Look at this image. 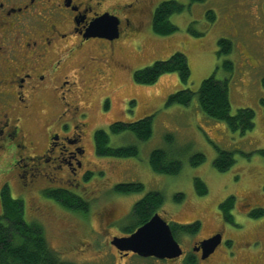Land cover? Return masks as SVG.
<instances>
[{"label": "rangeland", "instance_id": "374dc122", "mask_svg": "<svg viewBox=\"0 0 264 264\" xmlns=\"http://www.w3.org/2000/svg\"><path fill=\"white\" fill-rule=\"evenodd\" d=\"M177 1L185 5L183 11L170 18L177 30L166 36L157 35L150 18L148 29L137 38L139 41L129 42L120 57L129 70L117 72L110 84L103 83L94 92L92 125L110 131L115 121L130 123L152 116L153 134L141 141L130 130L118 134L109 132L111 146L134 144L139 154L128 157L91 155L89 168L103 169L104 176L92 180L87 190L99 195L103 189L107 199L99 205H108L123 215L129 214L134 204L148 192H162L164 203L157 212L169 223L201 222L195 234H179L178 241L184 249L218 231L224 233V240L213 258L203 264H248L250 251L244 248L246 242L251 238L264 241V215L254 217L249 213L256 208L264 209V155L260 152L264 149V0ZM209 11L215 13L214 21L208 16ZM223 37L233 42V51L219 56V40ZM176 52L187 56L191 69L188 83H184L177 72L163 74L153 84L135 80L136 70L157 60L169 59ZM228 59L234 62L232 73L223 67L224 60ZM214 74L218 79H229L231 114H236L239 108L255 111L253 130L245 134L232 131L225 121L205 115L197 94L189 105L168 104L171 94L186 88L197 92L202 81ZM105 93H111L112 105L101 111L100 97ZM217 146L234 151L236 161L228 170L221 171L214 165L219 154ZM155 149H163L179 158L183 163L180 172L154 171L149 160ZM199 152L206 159L193 165L191 158ZM94 175L97 178L99 173ZM197 177L207 185V193H198ZM3 180L0 176V184ZM135 181L143 183L145 190L129 194L111 189L119 183ZM14 191L19 194L17 189ZM179 193L185 196L181 201L175 199ZM230 196L236 197L234 222L225 220L220 210V204ZM47 200L56 203L50 198L39 199L42 212L27 200V216L38 219L44 226L50 245L59 255L75 264H110L103 258L104 252L111 248L108 236L96 233L100 227L98 201L87 214H82L64 210ZM247 203H253L248 213L244 210ZM49 207L59 215V221L48 219ZM132 221L133 216L129 214L121 231ZM118 232L114 229L112 234ZM262 245L256 240L250 247L257 251Z\"/></svg>", "mask_w": 264, "mask_h": 264}, {"label": "flooded vegetation", "instance_id": "af4514ba", "mask_svg": "<svg viewBox=\"0 0 264 264\" xmlns=\"http://www.w3.org/2000/svg\"><path fill=\"white\" fill-rule=\"evenodd\" d=\"M164 1L170 0H0V176L4 178L0 218L4 215V194L9 192L23 201L25 221L40 224L47 238L38 219L28 218L27 200L42 212V198L75 211L48 196L51 190L86 201L88 211L96 201L99 205L107 199L103 189L99 195L87 190L92 180L104 176L103 169L89 168L90 156L100 155L95 143L100 129L91 123L93 95L98 86L110 84L117 72L129 70L120 58L126 45L139 41ZM105 14L116 18L115 31L89 36L91 24ZM111 101V93L100 97V110L106 111ZM120 184L124 183L112 191L117 192L115 187ZM99 206L96 233L108 236L111 248L103 258L110 264H203L213 258L221 244L216 253L203 258L202 250L197 249L200 242L216 234H222L224 240V233L217 231L194 241L188 249L181 244L184 252L178 258L144 257L112 243L115 237L132 233L126 227L121 231L132 211L123 215L108 205ZM250 206L253 203L244 206L245 212ZM48 209V219L59 221V215ZM114 229L119 232L112 234ZM256 240L263 244L257 251L250 247ZM244 248L250 251L248 264H264V241L251 238Z\"/></svg>", "mask_w": 264, "mask_h": 264}, {"label": "trees", "instance_id": "16d2710c", "mask_svg": "<svg viewBox=\"0 0 264 264\" xmlns=\"http://www.w3.org/2000/svg\"><path fill=\"white\" fill-rule=\"evenodd\" d=\"M192 2L205 0H190ZM185 5L176 0L164 1L156 9L152 28L155 34L166 36L177 30V26L170 20L174 13L183 11ZM208 16L212 21L216 16L213 11H209ZM220 49L218 55L229 54L233 51V42L229 38L219 40ZM223 67L226 71H234V62L230 59L224 60ZM177 72L184 83H188L191 76V69L187 56L182 52L174 53L169 59L157 60L152 65L138 69L134 73V78L139 83L153 84L166 73ZM197 94L199 105L205 115L223 120L232 131L247 133L256 126L255 111L251 108H239L236 114H231V102L229 94V79H218L215 74L205 78L197 92L190 88L181 89L169 96L168 104L180 103L189 105L193 96ZM132 131L135 136L146 141L153 134L152 116L140 118L134 122L115 121L110 126V131L100 129L96 133V147L100 155L128 157L137 156L139 148L137 145L111 146L110 134ZM219 154L214 161V165L221 171L228 170L235 163L234 151H229L218 147ZM264 155V149L260 150ZM203 153H196L191 158L193 165H199L205 161ZM149 163L152 169L158 173L176 174L182 169V161L170 155L163 149H155L151 153ZM196 188L199 194L208 191L205 182L195 178ZM119 193H136L145 190V185L139 181L120 184L115 187ZM48 196L61 201L69 209L82 214H87L89 205L86 201L73 194H67L61 190H51ZM184 194L175 196L177 201L184 199ZM164 195L162 192L153 190L148 192L143 198L138 200L132 209L133 221L130 226H126V231L133 232L139 226L146 223L163 205ZM236 197L230 196L220 204V210L225 220L234 222L233 209L235 208ZM4 215L0 218V264H75L63 259L59 253L50 245L48 238L41 228V225L25 221L24 203L15 199L6 192L3 197ZM251 215L258 217L264 215L263 208H256ZM173 233L178 239L179 234H195L201 226L200 221L188 225L171 224Z\"/></svg>", "mask_w": 264, "mask_h": 264}, {"label": "water", "instance_id": "95a60500", "mask_svg": "<svg viewBox=\"0 0 264 264\" xmlns=\"http://www.w3.org/2000/svg\"><path fill=\"white\" fill-rule=\"evenodd\" d=\"M116 27V18L105 14L91 24L88 35L104 36L105 34H102L104 30L113 33ZM221 242L222 234H216L202 240L197 249L202 250L203 258H207L215 252ZM112 243L121 250H132L141 256L159 259H175L184 252L171 224L158 212L129 236L115 237Z\"/></svg>", "mask_w": 264, "mask_h": 264}]
</instances>
